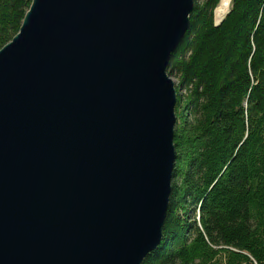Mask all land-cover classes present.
<instances>
[{"label": "water", "instance_id": "water-1", "mask_svg": "<svg viewBox=\"0 0 264 264\" xmlns=\"http://www.w3.org/2000/svg\"><path fill=\"white\" fill-rule=\"evenodd\" d=\"M192 10L32 0L0 49V264H142L158 248L176 158L167 66Z\"/></svg>", "mask_w": 264, "mask_h": 264}, {"label": "trees", "instance_id": "trees-1", "mask_svg": "<svg viewBox=\"0 0 264 264\" xmlns=\"http://www.w3.org/2000/svg\"><path fill=\"white\" fill-rule=\"evenodd\" d=\"M193 0L168 60L176 158L163 238L142 264H264V0ZM32 0H0V49Z\"/></svg>", "mask_w": 264, "mask_h": 264}, {"label": "bare ground", "instance_id": "bare-ground-1", "mask_svg": "<svg viewBox=\"0 0 264 264\" xmlns=\"http://www.w3.org/2000/svg\"><path fill=\"white\" fill-rule=\"evenodd\" d=\"M231 0H220L218 6L214 11L216 21H220L227 13Z\"/></svg>", "mask_w": 264, "mask_h": 264}, {"label": "rangeland", "instance_id": "rangeland-1", "mask_svg": "<svg viewBox=\"0 0 264 264\" xmlns=\"http://www.w3.org/2000/svg\"><path fill=\"white\" fill-rule=\"evenodd\" d=\"M231 2H232V0H231ZM230 8H231V3H230L229 9H228V11H227L226 15H225V16L222 18V20H221V21H223V20H224V18H225V17H227V15H228V14H229V12H230ZM214 11H215V10H214ZM215 22H218V21H216V20H215V16H214V23H215ZM174 82H175V84H176V81H175V80H174Z\"/></svg>", "mask_w": 264, "mask_h": 264}]
</instances>
